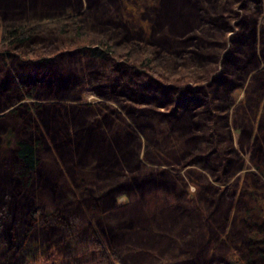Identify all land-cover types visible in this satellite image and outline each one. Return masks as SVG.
Segmentation results:
<instances>
[{
  "label": "rangeland",
  "instance_id": "1",
  "mask_svg": "<svg viewBox=\"0 0 264 264\" xmlns=\"http://www.w3.org/2000/svg\"><path fill=\"white\" fill-rule=\"evenodd\" d=\"M247 8H252L251 13ZM205 9L211 12L208 17ZM58 10L64 11V15L55 19L42 16L38 22L58 30L60 24L68 21V16L89 10L106 25L105 33L82 26L85 35L78 36L75 27L65 23L68 25L66 36L63 34L64 38L61 36L57 45L49 49L37 44L28 52L5 41L0 43L1 84L5 92L13 94L10 101L0 100V149H8L10 153L19 135L26 136L20 133L29 132L35 138L40 132L46 145L39 149L38 155L45 162L44 170L53 173L49 187L40 192L48 209H39L44 214H38L37 218L51 213V190L58 195L61 214L66 212L82 219L60 232L51 224L30 227L21 243L10 244L34 221L31 207L40 206L34 201L33 192L38 190L33 185L24 188L19 183H11L7 191H10L9 199L21 194L23 201L16 206L11 201L5 214L0 209V222L8 220L7 241L0 248V264H99L105 258L102 244L116 252L114 264H129L124 230L119 232L110 227L125 222L127 210L137 208L143 216L152 218L176 205L184 208L197 224V229L190 230L192 242L179 241L171 251L173 257L165 259L158 255L148 264H157L156 260L160 264L256 261L258 254L264 252V0H74ZM179 14L183 15L181 21L189 25L176 32L171 28L172 18ZM1 18L0 27L4 23ZM242 22L248 27L246 31L242 29ZM114 36L118 39L114 40ZM98 38L113 40L114 50L98 57L88 55L84 50L86 40ZM131 41L134 45L127 43ZM155 49L183 56L185 63L160 64L151 53ZM52 57L69 62L67 65L64 61L55 63L49 69L56 71L58 67L71 81L79 78L77 72L92 67V76L68 92V96H75L78 101L68 102H82L99 116L105 113L116 117L117 122L109 128L111 132L125 129L138 138V152L132 161L141 165L147 174L136 181L137 186L130 179V184H126L127 178L120 177L118 186L109 191L102 207H93L91 199L85 194L86 198L80 196L88 186L83 182L84 173L91 178L93 159L88 157L81 162L76 157L70 160L68 155L60 157L33 106L37 101L51 99L33 98L16 81L19 65L28 66ZM235 66L239 73L234 70ZM38 69L44 73L48 68L43 65ZM218 74L228 79L222 90L215 83ZM13 77L17 89L12 84ZM157 82L180 91L169 92L173 98H161ZM130 90L135 94L130 95ZM19 94L20 98L14 101ZM126 94L140 101L151 100L152 96L158 104H138L125 99ZM148 106L162 116L172 113L169 122L180 114L190 116L192 121L184 128L176 127L174 122L170 127L167 121L162 135L155 131L150 141L147 126L154 120L146 121L136 114L139 108ZM27 117L34 122L29 128L22 119ZM177 131L183 134L178 135ZM220 157L224 161H219ZM121 167L126 169L124 165ZM158 173L165 175L169 184L153 182ZM9 174L13 178L12 172ZM218 202L223 205L219 215ZM34 241L37 245L29 247ZM146 260L149 257L140 262L136 259V264Z\"/></svg>",
  "mask_w": 264,
  "mask_h": 264
},
{
  "label": "trees",
  "instance_id": "2",
  "mask_svg": "<svg viewBox=\"0 0 264 264\" xmlns=\"http://www.w3.org/2000/svg\"><path fill=\"white\" fill-rule=\"evenodd\" d=\"M71 2H74V0H0V17H2V22H4L0 27V43L5 41L6 44L12 45L14 48L20 47L18 49L28 50V52H31L34 50V46L37 44L42 47H47L48 49L56 46L59 39H61V36L63 34L66 36L65 29L68 25L66 26L65 23L75 27L76 34L78 36L85 35V33L82 31V26H87L89 28L92 27L95 30L97 29L99 32L104 31L103 27L106 25L101 20H98L97 18L95 19L94 14L89 10L85 13H74V15L68 16L71 21L67 18L68 21L60 24L58 30H54L53 27L38 22L44 18L42 16L55 19L64 15V11L58 10V8L69 3L71 4ZM75 3L77 2L75 1ZM90 7L92 6L90 5ZM247 9V12L251 13L252 8ZM184 11L190 13L189 9ZM204 12L206 17H208L211 13L210 11L208 12L207 9H205ZM6 15L7 17H3ZM179 15H176L172 18L173 24L171 28L176 32L183 30L189 25L187 24V21H181L183 19V15ZM188 19L190 20L191 18L189 17ZM192 21H194V19ZM112 24V27L115 28L116 22ZM241 26L245 31L248 29L247 25H244L243 22ZM115 30L117 31V29ZM64 36L62 37L64 38ZM113 39L115 40L118 38L114 36ZM236 41L238 44L240 43V41L237 39ZM86 42L88 44H86L87 47H84V50H87L88 55L91 56H103L106 53L109 54V52L114 50L112 44L113 40L110 42L107 39L98 38L95 41L90 39L89 41L86 40ZM91 42H96V44L90 46L92 45ZM127 43L134 45V41ZM184 43L181 42V44ZM235 50L236 52L240 53L239 50ZM186 52L190 54V50H186ZM151 53L154 54L153 58H157L156 62H160V64H168V62H170L173 64L180 63L182 65L185 63L184 60H186V58L183 56H173L169 50L156 51L155 49V51L151 50ZM63 61L65 62V60H63L61 57H52L49 58L48 61H41L40 59V61L36 62V64L28 66L19 65L20 72L15 71V74H18L16 81L28 95L31 93L33 98L38 100L51 99L49 101L35 102L33 106L34 110L36 111V115L41 118V124L60 157L68 155L71 158L70 160H72L73 157H76L81 162H84L85 158L88 157L93 159L92 161L94 162V165L92 167L93 169H91V178L86 173H84L86 178L82 175L84 177L83 182L87 183L88 186L82 194L80 193V196L85 194L87 198L91 199L89 202L91 205H93V207H98L100 205V207H102L106 203L109 191L118 186L120 177H124V179L127 178L126 181L128 183L126 184H130L129 179L132 181V184H134V182L136 184V181L140 180L141 176H145L147 171L141 168V165H135L132 161L133 157H136L138 152V138L134 136V134L129 130L120 129V131L111 132L112 130L109 129L117 122L115 120L117 119L116 117L107 115L105 113H102L101 116H99L89 107V105L82 104V102H68L78 101L79 98L75 99V96H68V92L70 89H75V87L79 88L81 84L86 82V80L92 76V67H89L87 64L86 66L89 67L88 70H81L82 72L79 70L80 72H77L79 74V78H76L75 81H71L68 76L64 74L63 70L59 69L58 67L56 68L58 69L56 71L55 69H53V71L49 69L50 67H54L55 63H64ZM65 63V65L69 64V62ZM43 65L44 67L48 68L46 70L47 72H38V68ZM229 65L230 64H228V66ZM28 67L32 68L29 69ZM234 70L239 73L238 67L235 66ZM50 71H52V73H50ZM48 72L50 74H47ZM216 76L218 77L215 80V83H219L222 90V88L226 87L228 79L224 78V74H218ZM11 80L13 86L17 89L14 77ZM1 83L2 82L0 78V100L1 102L5 103L10 101L11 95L13 94L5 92L6 90H3L5 88H3V84ZM155 84L160 90L158 94L161 98H173V95H171L169 92L175 94V92L177 93L180 91L175 87H163L158 82ZM207 86L209 87L210 85L206 84V87ZM130 92H132L129 93L130 95L135 94L133 90H130ZM114 93L115 95H119L118 92ZM180 93H182V91ZM130 95L126 94L125 99L133 102L135 101L138 104L148 103L155 106L158 104V100L152 96L151 100L140 101ZM19 98L20 94L14 101L18 100ZM215 98L217 97H213V99ZM136 114H139V116L141 115L140 118H143L146 121L154 120L147 126L149 131L148 134L150 135L149 140L152 141L155 131H158L161 134V132L165 130L168 117L171 116L172 113L162 116L158 114L152 107L148 106L147 108H139L138 113ZM185 116L186 115L180 114L177 116V118L171 119L170 122L168 121L169 126L171 127L173 122L174 125L179 128H184L185 125H189L190 121L192 120L190 116L189 118ZM22 119H24L23 121L26 123V128H29L30 125L34 123L32 120H29L28 117ZM35 128L38 130L37 125H35ZM177 132L178 135L183 134L182 132ZM20 134H26L27 137L25 135H19L20 137H18V139L15 141V147L10 153L8 149H0V209L2 208L5 214L9 212V203L11 201L15 204V206L19 205V203L23 201L21 194L9 199L10 191H7L9 190V185L11 186V183H19L24 188L30 184L33 185L35 189L38 190L37 192H33V197L36 194L34 201L36 199L40 206H38L37 209L36 206H33V208L31 207V210L29 211L34 221H32V223L27 226L25 232L19 236L16 241H10V244L21 243L24 238L23 235H25L30 227L34 228L36 226L37 228L39 224H42L43 226L51 224L53 225L54 229L57 230V232H60V230H67V228H69L68 225L72 226L75 220L76 224L78 220L82 219L80 218L82 216H77L70 213L67 214L66 212L61 214L59 212L60 206H58L60 203L57 200L58 195H56L54 191L52 192L51 190L50 198L52 200V204L49 206V212L52 214L50 213L44 217L41 215L40 219L37 218L38 214H44V212L39 209H45L48 207V204H46V202L40 196V192L41 190L42 192L45 191L46 188L49 187V179L50 177L52 178L51 173H53V171L44 170L45 162L42 161L41 157L39 158V149H41L43 145H46L43 144L45 140L42 138L40 132L39 134L37 133L35 138H32L29 132ZM186 140L188 139H185V141ZM186 143L188 142L186 141ZM220 160L222 161L223 158L220 157L219 161ZM121 165H124L126 169H122ZM9 172H12L13 178L10 176ZM152 179L153 182L156 181L157 185H165L166 183L169 184L170 182V180L162 173L155 174ZM105 188H108L106 192L103 191V189L106 190ZM135 190L140 194L141 191L137 189ZM93 191H95V193H93ZM85 196L83 195V197ZM220 197H223V195H220ZM214 200L215 199L213 198V201ZM222 206V203H219V206L217 207V209L220 208V210H217L218 215ZM75 211L79 210L77 209ZM127 211L126 213L128 214V219L125 222L113 225V228L110 227V229L115 230L116 228L119 232L124 230L123 241L126 243V256H128L129 264H136V259H138V262H140L141 260L143 261L144 258L149 257V260L144 262L145 264H148L147 262L150 260L155 261L158 255H163L162 258H169L172 256L171 251H173L174 246L179 241L183 242L184 239L186 241L188 239L189 242H192V239H190V230L194 231L197 229V224L195 221L190 219L191 215L179 205H176L173 208L169 207L154 217L152 215V218L143 216L137 208ZM71 216L73 217L70 218ZM7 218H9L8 215ZM36 218L38 221L35 220ZM6 221L8 220L3 219L0 222V248L7 241L5 236ZM184 234L188 235L184 236ZM98 241L102 244L100 239H98ZM35 242L37 241L29 243L28 246L35 247V245H37ZM195 242H197V240H195ZM253 244H255L254 241ZM123 245L125 246V244ZM101 251L105 258L99 261V264L115 263V260L117 259L116 252L110 251L103 244L101 246ZM150 257H152V259H150ZM156 261L157 262L155 263L160 264V260ZM247 264H264V252L258 254L256 261L252 260L247 262Z\"/></svg>",
  "mask_w": 264,
  "mask_h": 264
},
{
  "label": "flooded vegetation",
  "instance_id": "3",
  "mask_svg": "<svg viewBox=\"0 0 264 264\" xmlns=\"http://www.w3.org/2000/svg\"><path fill=\"white\" fill-rule=\"evenodd\" d=\"M38 102V101H37Z\"/></svg>",
  "mask_w": 264,
  "mask_h": 264
}]
</instances>
